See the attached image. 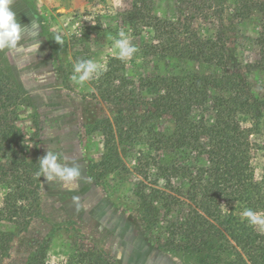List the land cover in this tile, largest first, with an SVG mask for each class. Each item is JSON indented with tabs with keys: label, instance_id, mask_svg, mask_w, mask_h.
<instances>
[{
	"label": "trees",
	"instance_id": "16d2710c",
	"mask_svg": "<svg viewBox=\"0 0 264 264\" xmlns=\"http://www.w3.org/2000/svg\"><path fill=\"white\" fill-rule=\"evenodd\" d=\"M157 1L133 0L124 12L136 34L149 32L146 51L215 69L136 78L126 72V61L110 56L94 78L99 95L117 104L139 100L145 109L94 122L91 132L101 135L103 153L90 163L89 173L106 188L123 177L121 185L146 232L165 250L190 254L192 264H264V231L227 206L235 202L264 217V165L259 180L251 160L255 146L264 153V95L249 74L229 67L230 26L216 17L210 0H165L173 3V12L164 14L158 13ZM235 2L234 18L256 20L259 57L247 72L262 82L264 0ZM202 17L214 26L213 34L203 33L211 28L199 21ZM31 104L0 72V264L40 207V157L29 154L31 135L20 124ZM126 159H133L132 167ZM125 176L135 181L127 185ZM176 179L187 187L176 185ZM48 249V243L41 245L27 264H47ZM79 256L86 264H114L99 249Z\"/></svg>",
	"mask_w": 264,
	"mask_h": 264
},
{
	"label": "rangeland",
	"instance_id": "374dc122",
	"mask_svg": "<svg viewBox=\"0 0 264 264\" xmlns=\"http://www.w3.org/2000/svg\"><path fill=\"white\" fill-rule=\"evenodd\" d=\"M133 0H12L11 7L23 27L19 47L15 51H0V72L24 92L31 101L21 113L20 124L30 134L28 152L40 158L47 151L68 157L67 163L79 165L81 178L75 185L64 187L59 180L49 183L41 176L40 207L25 231L11 243L1 264H27L41 245L48 243L47 264H86L81 251L99 249L107 253L114 264H192L186 252L168 251L160 247L145 230L140 211L122 179L116 178L109 188L97 184L88 167L103 153L102 138L91 132L94 122L119 112H142L135 103H112L104 100L95 88L94 79L82 87L70 80L74 64L81 59H93L105 68L110 56L117 57L113 39L123 31L138 51L126 61V72L132 77L154 76L169 72H210L215 68L173 56L151 55L146 51L150 34L138 35L128 24L124 12ZM176 0L171 2L175 3ZM217 8L216 17L230 26L227 57L229 67L249 74L251 85L264 95V81L257 82L247 72L248 65L259 57L255 44L256 20L234 18L235 0H210ZM209 1V2H210ZM168 2V1H167ZM165 0H158V13L173 9ZM255 15V14H254ZM199 21L213 34L214 26L204 18ZM216 22V18L212 19ZM60 35L63 44L54 40ZM33 45L39 48L32 50ZM165 124L169 121L164 120ZM256 141L261 142L260 137ZM254 147L252 165L257 179L263 174L264 153ZM132 167L133 159H126ZM131 185L134 179L125 176ZM130 182V183H129ZM175 184L186 188L183 179ZM119 191V192H118ZM226 203V202H225ZM235 202L241 216L243 211Z\"/></svg>",
	"mask_w": 264,
	"mask_h": 264
},
{
	"label": "clouds",
	"instance_id": "9594fccd",
	"mask_svg": "<svg viewBox=\"0 0 264 264\" xmlns=\"http://www.w3.org/2000/svg\"><path fill=\"white\" fill-rule=\"evenodd\" d=\"M12 0H0V51H15L19 47L23 27L18 22L16 13L13 11ZM119 38L113 39V49L116 50L117 58L122 61L128 60L138 51L137 47L130 43L126 34L121 31ZM54 40L60 45L63 40L60 35H56ZM39 48L33 45L32 50ZM103 72L102 66L93 59L78 60L73 66V74L70 77L72 83L77 87H82L86 82L98 78ZM68 157H62L56 152L47 151L46 155L40 158V170L37 178L45 177V181L52 183L61 181L64 187L68 188L76 184L81 178L79 165L74 161L69 165ZM241 219H246L251 225L259 227L264 231V217L253 211L251 208H244L241 212Z\"/></svg>",
	"mask_w": 264,
	"mask_h": 264
}]
</instances>
